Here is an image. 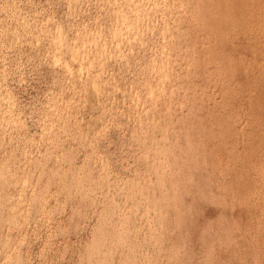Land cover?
<instances>
[{
  "label": "rangeland",
  "instance_id": "1",
  "mask_svg": "<svg viewBox=\"0 0 264 264\" xmlns=\"http://www.w3.org/2000/svg\"><path fill=\"white\" fill-rule=\"evenodd\" d=\"M169 1L0 0V264H264V0Z\"/></svg>",
  "mask_w": 264,
  "mask_h": 264
},
{
  "label": "bare ground",
  "instance_id": "2",
  "mask_svg": "<svg viewBox=\"0 0 264 264\" xmlns=\"http://www.w3.org/2000/svg\"><path fill=\"white\" fill-rule=\"evenodd\" d=\"M125 1H126V0H125ZM127 1H129V0H127ZM133 1H134V0H133ZM168 1H169V0H168ZM172 1H173V0H172ZM114 2H115V1H114ZM147 2H148V0H147ZM169 2H170V1H169ZM179 2H180V1H179ZM179 2H178V3H179ZM185 2H186V1H185ZM123 3H124V1H123ZM129 3H132V2H129ZM144 3H145V1H144ZM153 3H154V2H153ZM159 3H160V2H159ZM173 3H174V2H173ZM175 3H176V2H175ZM186 3H187V2H186ZM186 3H185V4H186ZM188 3H190V2L188 1ZM188 3H187V4H188ZM127 4H128V3H127ZM156 4H157V3H156ZM156 4H155V5H156ZM115 5H116V4H115ZM115 5H114V6H115ZM135 5H136V4H135ZM140 5H141V3H140ZM142 5H143V4H142ZM146 5H147V4H146ZM158 5H159V4H158ZM170 5H171V4H170ZM132 6H134V5L132 4ZM160 6H161V5H159V7H160ZM162 6H164V5H162ZM156 7H158V6H156ZM156 7H154V8L156 9ZM171 7H172V6H171ZM177 7H178V5H177ZM187 7H188V5H187ZM112 8H113V7H112ZM119 8H120V7H119ZM128 8H129V7H128ZM141 8H142V6H141ZM145 8H146V6H145ZM145 8H144V9H145ZM152 8H153V6H152ZM166 8H167V7H166ZM132 9H133V8H132ZM168 9H169V8H168ZM171 9H172V8H171ZM174 9L177 10V8H175V7H174ZM185 9H186V8H185ZM191 9H193V8H191ZM126 10H127V9H126ZM128 10H129V9H128ZM138 10H139V9H138ZM156 10H158V9H156ZM156 10H155V12H156ZM165 10H167V9H165ZM194 10H195V9H194ZM131 11H132V10H131ZM131 11L129 10V13H130ZM151 11H152V10H151ZM151 11H150V13H151ZM179 11H180V9H179ZM183 11H184V10H183ZM138 12H140V11H138ZM144 12H145V11H144ZM148 12H149V11H148ZM152 12H154V11H152ZM163 12H164V11H163ZM194 12H195V11H194ZM132 13H134V12H132ZM145 13H146V12H145ZM150 13H149V14H150ZM139 14H140V13H139ZM139 14H138V15H139ZM166 14H167V13H166ZM169 14H170V13H169ZM171 14H172V13H171ZM132 15H133V14H132ZM136 15H137V13H136ZM142 15H143V14H142ZM144 15H145V14H144ZM144 15H143V16H144ZM162 15H163V14H162ZM196 15H197V14H196ZM194 16H195V15H194ZM195 17H196V16H195ZM195 17H194V18H195ZM139 18H141V17H139ZM139 18H138V19H139ZM166 18H167V17H166ZM139 20H140V19H139ZM165 20H166V19H165ZM24 21H25V20H24ZM24 21H23V22H24ZM16 22H17V21H16ZM135 22H136V20H135ZM138 22H139V21H138ZM163 22H164V21H163ZM24 23H25V22H24ZM165 23H166V22H165ZM163 24H164V23H163ZM19 26H20V25H19ZM135 26H136V25H135ZM138 26H139V25H138ZM23 27H24V25H23ZM140 27H141V25H140ZM167 27H168V26H167ZM21 28H22V27H21ZM132 28H133V27H132ZM136 29H137V28H136ZM34 30H35V28H34ZM136 31H137V30H136ZM24 32H25V31H24ZM89 33H90V32H89ZM91 33H92V32H91ZM83 34H84V32H83ZM163 34H164V33H163ZM78 36H79V35H78ZM78 36L76 35V37H78ZM85 36H87V35H85ZM16 37H17V35H16ZM79 37H80V36H79ZM79 37H78V38H79ZM81 38H82V36H81ZM97 40H98V39H97ZM70 41H71V40H70ZM70 41H69V42L66 41V42H67L68 44H69V43H72V42H70ZM72 41H73V40H72ZM116 41H117V40H116ZM74 42H75V41H74ZM79 42H80V41H79ZM67 43H66V44H67ZM100 43H101V42H100ZM68 44H67V45H68ZM73 44H74V43H73ZM86 44H88V43H86ZM86 44H85V45H86ZM60 45H61V44H60ZM88 45H89V44H88ZM91 45H92V43H91ZM96 45H97V44H96ZM54 46H55V45H54ZM65 46H66V45H65ZM71 46H72V45H71ZM81 46H82V45H81ZM83 46H84V45H83ZM92 46H93V45H92ZM99 46H100V45H99ZM62 47H63V46H62ZM62 47H61V49H62ZM93 47L95 48V45H94ZM103 47H104V46H103ZM59 48H60V47H59ZM71 48H72V47H71ZM80 48L82 49V47H80ZM100 48H101V47H100ZM100 48H98V49H100ZM65 49H67V48H65ZM65 49H64V50H65ZM72 49H73V48H72ZM88 49H90V48H88ZM67 50H68V49H67ZM69 50H70V48H69ZM86 50H87V48H86ZM102 50H103V49H102ZM59 51H60V49H59ZM93 51H94V50H93ZM99 51H100V50H99ZM61 52H62V51H61ZM64 52H66V51H64ZM85 52H86V51H85ZM62 53H63V52H62ZM66 53H67V52H66ZM79 53H80V52H79ZM94 53H95V51H94ZM80 54H81V53H80ZM102 54H104V53H102ZM75 55H76V54H75ZM95 55H96V54H95ZM100 55H101V54H100ZM100 55H99V56H100ZM64 56H65V55H64ZM64 56H63V57H64ZM78 56H79V55H78ZM85 57H86V56H85ZM100 57H101V56H100ZM69 58H70V57H69ZM71 58H72V57H71ZM72 59H73V58H72ZM80 59H81V58H80ZM151 59H152V58H151ZM164 59H165V58H164ZM164 59H163V60H164ZM78 60H79V59H78ZM97 60H98V59H97ZM97 60H96V61H97ZM160 60H161V59H160ZM73 61H74V60H73ZM158 61H159V60H158ZM164 61H165V60H164ZM168 61H169V60H168ZM94 62H95V60H94ZM87 63H88V62H87ZM160 64H161V63H160ZM149 66H150V65H149ZM165 66H166V65H165ZM161 67H162V66H161ZM169 67H170V66H169ZM67 68H68V67H67ZM88 69H89V67H88ZM157 69H158V68H157ZM166 70H167V69H166ZM149 71L151 72V69H150ZM156 71H157V70H156ZM159 71H160V70H159ZM164 71H165V70H164ZM169 72H171V70H169ZM150 74H151V73H150ZM154 74H155V73H154ZM150 76H151V75H150ZM156 77H157V76H156ZM153 79H154V78H153ZM158 80H160V79H158ZM164 81H165V83H166L165 78H164ZM154 82H155V81H154ZM160 83H161V82H159V84H160ZM153 85H154V84H153ZM161 85H162V84H161ZM148 86H149V85H148ZM148 86H147V88H148ZM147 88H146V89H147ZM159 89H160V88H159ZM157 90H158V89H157ZM154 91H155V90H154ZM0 92H1V90H0ZM157 92H159V90H158ZM164 93H165V92H164ZM167 93H169L168 90H167ZM135 94H136V93H135ZM143 94H144V93H143ZM159 94H161V93H158V95H159ZM153 95H154V94H153ZM165 95H166V94H165ZM5 96H6V95H5ZM146 96H148V95H146ZM149 96H150V95H149ZM154 96H155V95H154ZM161 96H163V95H161ZM171 96H172V95H171ZM3 97H4V96H3ZM156 97H157V96H156ZM0 98H1V97H0ZM146 98H147V97H146ZM0 100H3V99H0ZM135 100H136V99H135ZM4 101H5V100H4ZM132 101H133V100H132ZM132 101H131V102H132ZM140 101H141V100H140ZM144 101H145V100H144ZM159 101H160V100H159ZM2 102H3V101H2ZM2 102H1V103H2ZM5 102H6V101H5ZM7 103H8V102H7ZM9 104H10V103H9ZM9 104H8V105H9ZM144 104H145V102H144ZM148 104H149V103H148ZM153 104H154V103H153ZM159 104H160V102H159ZM0 105H1V104H0ZM132 106H133V105H132ZM149 106H150V105H149ZM135 107H136V105H135ZM132 109H133V107H132ZM152 109H153V108H152ZM147 110H148V109H147ZM148 111H149V110H148ZM154 111H155V110H154ZM146 112H147V111H146ZM5 113H6V112H5ZM139 113H141V111H140ZM152 113H153V112H152ZM1 114H2V113H1ZM4 115H8V113H6V114H4ZM137 116H138V114H137ZM166 117H167V115H166ZM152 118H153V117H152ZM168 118H169V117H168ZM1 119H2V118H1ZM1 119H0V120H1ZM3 121H4V120H3ZM151 121H153V120H151ZM165 122H166V121H165ZM165 122L163 121L164 124H165ZM164 126H165V125H164ZM162 145H163V148L166 147V146H164V144H162ZM163 153H165V152L163 151ZM161 155H162V154H161ZM164 155H165V154H164ZM165 156H166V155H165ZM160 157H162V156H160ZM166 157H167V156H166ZM166 157H165V159H167ZM162 160H163V159H162ZM162 160H161V161H162ZM164 161H165V160H164ZM164 161H163V162H164ZM158 162H159V161H158ZM159 163H160V162H159ZM166 163H167V162H166ZM166 163H165V165H164L165 167H166ZM168 164H169V163H168ZM168 164H167V165H168ZM158 165H159V164H158ZM162 165H163V163H162ZM159 167H162V166H159ZM167 168H168V167H167ZM167 170H168V169H166V171H167ZM163 171H164V170H163ZM159 172H160V171H159ZM164 172H165V171H164ZM167 173H168V172H167ZM165 174H166V172H165ZM156 175H157V174H156ZM160 176H162V174H161ZM163 176H164V175H163ZM165 176H166V175H165ZM155 177H156V176H155ZM162 178H163V177H162ZM166 178H167V177H166ZM164 179H165V178H164ZM158 180L161 181V179H158ZM161 182H162V181H161ZM175 195H176V194H175ZM174 200H175V198H174Z\"/></svg>",
  "mask_w": 264,
  "mask_h": 264
}]
</instances>
